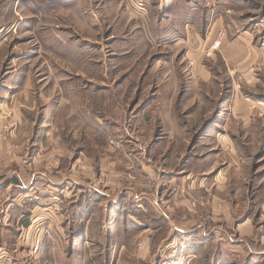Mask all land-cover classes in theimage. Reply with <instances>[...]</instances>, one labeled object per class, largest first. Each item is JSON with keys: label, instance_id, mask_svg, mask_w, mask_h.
Masks as SVG:
<instances>
[{"label": "rangeland", "instance_id": "374dc122", "mask_svg": "<svg viewBox=\"0 0 264 264\" xmlns=\"http://www.w3.org/2000/svg\"><path fill=\"white\" fill-rule=\"evenodd\" d=\"M0 208V264H264V0H0Z\"/></svg>", "mask_w": 264, "mask_h": 264}, {"label": "crops", "instance_id": "0c3cea01", "mask_svg": "<svg viewBox=\"0 0 264 264\" xmlns=\"http://www.w3.org/2000/svg\"><path fill=\"white\" fill-rule=\"evenodd\" d=\"M238 37H240V36H234V37L233 36L232 37L231 36H227V39H225L223 41L222 47H223V50L226 49V51H234L235 50L236 51L235 52L236 56L241 57L243 54L247 53V49H249L248 46H250L251 43H248V46L245 45V44H247V42H245L244 45H242V43H241V41H239ZM48 187L54 189V187H52V186H48ZM56 189H57V187L55 188V190ZM140 194H142V193H140ZM68 195L70 196V194H68ZM22 196H26V195H22ZM141 198H143V196H141ZM137 199L138 200L140 199V195H138ZM46 200L47 201H45V202H49L50 201L49 198H46ZM64 201L65 200H63L62 202H64ZM45 202H41V204L42 203L44 204ZM83 205H86V202H84ZM2 210H3V208H0V214H1ZM77 210L80 211L79 209H77ZM32 214L34 216V212H32ZM16 216L17 215H14L13 217H11V223H16L15 224L16 225V230L20 231V229H28V232L30 234L33 233L34 227L38 223V219H40V224H43V223H46L44 221L46 220V217H48V215H44V214H42L40 212V218L32 216V218L28 219V224L26 225V224H24L22 222H17L18 220H16V218H15ZM76 216H77L76 218L75 217H72V218H73L74 225L77 226V227H75L72 231L69 232L70 233L69 236H70V239L73 240V244L74 245L77 243L76 240H78V237L85 239V241L83 242V244H84L83 245V248H84L83 251L82 250H78V248H74V246H72L73 247V255L76 256V255L79 254L80 256H82V255H84L86 253V251H88L87 249L89 248V245H92V241H90L91 238L89 239L90 236L87 239V234L89 232L84 231V229H83V232H82V231L78 230V227L80 225L81 226L83 225V226L86 227L85 223L86 224L88 223L90 217H88L86 220H83L80 217V212ZM62 217H63L62 215H61V217H58L59 218L58 222L61 221V219H65L66 218V216H64V218H62ZM165 217H167V216H165ZM58 218H56V219H58ZM0 220H1V218H0ZM46 221L48 222L49 220H46ZM62 221H64V220H62ZM168 224L171 227V229L168 230V236H165L163 239H164V241L166 239H170V240L167 242V247L164 248V250L165 249L167 250V253H168V255H170V257L175 255V254H177L178 257L180 256L182 261H184V237H185L184 233H187V231H185L184 229H182V228H180V227H178L176 225L173 226L174 223L170 220V218H168ZM47 226H48L47 229L44 226H42L40 232H42L44 234L43 231H44V229H46V231L49 233L48 228L50 227V224H48ZM143 229H145V228H143ZM143 229H141L142 232L140 231L139 234L144 238V240L146 238L147 240L150 241L149 233L148 232L147 233L144 232V231H147V230H143ZM58 231H59L60 234L64 233L63 229L62 230H58ZM160 234H161V232L160 233L157 232L156 234H154V236H155L154 238H157V236L160 235ZM72 240H71V242H72ZM172 240H175V241L173 242ZM164 241H162V243L158 244L159 246H158L157 250L159 252L161 251V248H162L161 245L163 244ZM178 243H180V245ZM87 244H88V246H87ZM144 244H145V241H144ZM176 245H177V247H176ZM193 248H196V247H191L190 249L189 248L188 249L192 251ZM187 252H188V250H187ZM188 256H190V254ZM191 256H193V255H191ZM180 261L181 260H179V262Z\"/></svg>", "mask_w": 264, "mask_h": 264}, {"label": "built area", "instance_id": "2783aa9c", "mask_svg": "<svg viewBox=\"0 0 264 264\" xmlns=\"http://www.w3.org/2000/svg\"><path fill=\"white\" fill-rule=\"evenodd\" d=\"M141 5H142L141 3L138 4V6H141ZM139 8H140V7H139ZM216 44L219 45V41H217ZM217 45H216V46H217Z\"/></svg>", "mask_w": 264, "mask_h": 264}]
</instances>
